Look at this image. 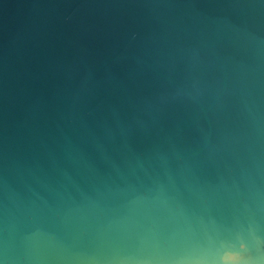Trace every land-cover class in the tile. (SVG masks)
Wrapping results in <instances>:
<instances>
[{"label": "water", "instance_id": "water-1", "mask_svg": "<svg viewBox=\"0 0 264 264\" xmlns=\"http://www.w3.org/2000/svg\"><path fill=\"white\" fill-rule=\"evenodd\" d=\"M0 264H264V0H0Z\"/></svg>", "mask_w": 264, "mask_h": 264}]
</instances>
